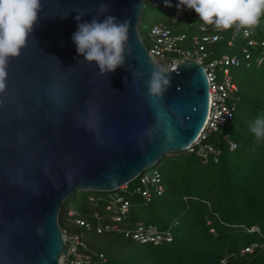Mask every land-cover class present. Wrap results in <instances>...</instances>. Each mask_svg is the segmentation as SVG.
<instances>
[{
	"label": "water",
	"instance_id": "water-1",
	"mask_svg": "<svg viewBox=\"0 0 264 264\" xmlns=\"http://www.w3.org/2000/svg\"><path fill=\"white\" fill-rule=\"evenodd\" d=\"M101 2L110 7L105 16L131 21L125 66L104 75L71 38L75 17L91 22ZM144 6L41 0L0 93V264H60L67 247L58 218L67 198L76 190L118 189L164 155L182 152L202 130L209 109L202 65L177 63L167 70L162 97L148 94L145 81L161 67L139 33Z\"/></svg>",
	"mask_w": 264,
	"mask_h": 264
},
{
	"label": "trees",
	"instance_id": "trees-1",
	"mask_svg": "<svg viewBox=\"0 0 264 264\" xmlns=\"http://www.w3.org/2000/svg\"><path fill=\"white\" fill-rule=\"evenodd\" d=\"M143 1L145 6L139 26L152 16L147 37L156 24L164 25L173 34L185 33L187 38L199 33L196 26L201 21L196 22L193 10L187 9L182 18H173L176 15L175 0ZM180 20H187L185 27L179 26ZM260 21L263 25L257 23L251 29L254 38L264 40L262 14ZM231 37L228 31L222 39L207 46L209 58L236 54L241 59L239 65L230 66L239 97L234 117L208 139L220 150L217 161L209 159L204 163L195 154L185 151L164 155L152 166L155 168L144 171L158 172L164 186L161 195L152 192L149 202L135 191L141 183L134 178L125 190L94 191L95 194L86 195L81 205L64 208L66 202L79 192L76 190L62 204L58 218L61 229L83 233L89 251L105 255L104 261L96 258L93 264H220L225 257L226 264H264V247L239 254L242 247L253 242L264 244V140L257 141L249 130L258 113H264V52L257 46L252 49L251 58L245 60L239 53L245 38L236 37L230 47L227 40ZM224 137L235 142L236 148L230 150ZM187 156L194 160L180 161L181 157ZM162 162L168 171L164 175L159 167ZM114 194L122 195L130 202L128 212L118 222L121 229L133 230L138 225L156 224L163 231L170 230L173 240L141 243L126 237L124 232L98 233V224L112 223V212L105 206ZM69 211L76 212L73 218L87 217L90 230L68 225ZM94 212L99 214V221L93 218ZM248 228L256 230L249 232ZM92 234L100 237L91 245L86 237Z\"/></svg>",
	"mask_w": 264,
	"mask_h": 264
},
{
	"label": "built area",
	"instance_id": "built-area-1",
	"mask_svg": "<svg viewBox=\"0 0 264 264\" xmlns=\"http://www.w3.org/2000/svg\"><path fill=\"white\" fill-rule=\"evenodd\" d=\"M177 2L178 0H175V4H177ZM186 11V8L178 9L176 7V15L173 16V18H182ZM261 14L264 16V12ZM258 24H262V22L259 20ZM196 29L199 33L191 34V36L187 38L185 33L173 34L171 30L164 25L156 24L149 31L151 46L147 47V50L153 59L156 58L160 60L158 62L159 66L166 70L175 69L177 63L183 61H194L204 67L209 84L208 114L205 124L197 138L183 151L195 154L205 163L209 159L217 161L220 154V150L208 142L210 134L219 131L221 127L228 124L234 117L239 97L236 94L238 86L233 81L230 66H237L241 61L236 54H223L219 57L209 58L207 46L219 41L225 33L230 31L232 37L227 40V45L231 47L236 37H244L245 42L240 45L239 53L245 60H248L252 56V49H255L257 46H261V52H264V40L254 38V32L251 28L237 29L236 25H233L231 29H217L214 25H205L201 21L196 26ZM224 139L228 141L230 150L236 148L235 142L227 139V137H224ZM143 172L136 177L139 179L141 185L137 187L135 191L139 192L146 202H149L152 198V192L161 195L164 192V186L158 172ZM127 186L128 183H125L119 188L125 190ZM90 200L93 201V198L90 197ZM94 206H96V204H94ZM129 207L130 202L126 197L114 194L105 206L107 211L112 212V223L98 224L97 232H124L126 237L130 236L141 243L169 242L173 240V235L170 230L163 231L158 228L156 224L138 225L133 230L121 229L118 226V222L125 217ZM75 214V211L68 212V225L73 224L80 229L84 228V230H90L91 223L87 217L77 216L73 218ZM93 218L99 221L100 216L97 212H94ZM67 229H61L67 252L60 256V264H93L96 262V258L99 261H104L106 259L103 253H93L89 251L87 243L83 239V233L71 232ZM246 230L252 232L256 229L248 228ZM261 247H264V244L253 242L242 247L239 254L244 255L246 253H252L257 248ZM226 260V257L222 258L220 264H226Z\"/></svg>",
	"mask_w": 264,
	"mask_h": 264
},
{
	"label": "clouds",
	"instance_id": "clouds-1",
	"mask_svg": "<svg viewBox=\"0 0 264 264\" xmlns=\"http://www.w3.org/2000/svg\"><path fill=\"white\" fill-rule=\"evenodd\" d=\"M176 7L193 10L205 25H214L217 29H231L236 25L239 29L258 23L264 12V0H178ZM40 11L41 0H0V93L7 87L9 61L26 47ZM109 11V5L101 2L91 22H79L82 15L78 14L75 17L77 30L71 37L77 54L86 62H95L100 75L124 67L125 57L130 52V19L120 21L115 16H105ZM101 15L104 18L97 19ZM170 82L171 75L166 69L152 68L150 78L145 81L148 94L162 97ZM249 130L257 141L264 140V113H258Z\"/></svg>",
	"mask_w": 264,
	"mask_h": 264
},
{
	"label": "rangeland",
	"instance_id": "rangeland-1",
	"mask_svg": "<svg viewBox=\"0 0 264 264\" xmlns=\"http://www.w3.org/2000/svg\"><path fill=\"white\" fill-rule=\"evenodd\" d=\"M194 15L197 16V18L195 16V19H196V22L199 23L200 20H199L198 15L195 12H194ZM151 19H152V16L148 17V20L141 22V24L139 26V28H140L139 32H140V35L142 36V38L144 40V44L146 45V47H150L151 46V40H150L149 37H147V32H148L149 26L151 25V22H152ZM186 23H187V20H180L178 24H179L180 27H185ZM224 131H225V129H223V132ZM182 160L193 161L194 159L191 156H187V157H184V158L181 157L180 161H182ZM163 162L159 164V167H161V172L164 175V174H167L168 171H167V168H166V164L163 163ZM152 168H155V167H150L148 169L150 170ZM80 191L81 190H79V192L76 193L74 199L68 200L70 197L66 199L68 201L64 205V208L65 207L72 208V207L79 206V205H81L83 203V200L85 199L87 194H95V192L93 190H88L87 193H80ZM83 192H85V191H83ZM99 237L100 236H98V235H93L92 234V235H88L86 237V239H87L88 243L92 245L93 243L96 244L97 241H99Z\"/></svg>",
	"mask_w": 264,
	"mask_h": 264
}]
</instances>
